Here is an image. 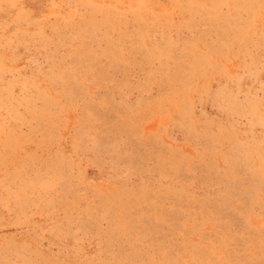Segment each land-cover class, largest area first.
Returning a JSON list of instances; mask_svg holds the SVG:
<instances>
[{
    "label": "rangeland",
    "instance_id": "obj_1",
    "mask_svg": "<svg viewBox=\"0 0 264 264\" xmlns=\"http://www.w3.org/2000/svg\"><path fill=\"white\" fill-rule=\"evenodd\" d=\"M0 264H264V0H0Z\"/></svg>",
    "mask_w": 264,
    "mask_h": 264
}]
</instances>
